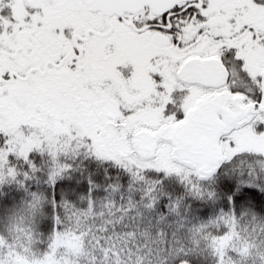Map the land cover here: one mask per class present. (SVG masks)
Returning <instances> with one entry per match:
<instances>
[{"label":"snow or ice","instance_id":"snow-or-ice-1","mask_svg":"<svg viewBox=\"0 0 264 264\" xmlns=\"http://www.w3.org/2000/svg\"><path fill=\"white\" fill-rule=\"evenodd\" d=\"M18 254L264 264V0H0V264Z\"/></svg>","mask_w":264,"mask_h":264},{"label":"trees","instance_id":"trees-1","mask_svg":"<svg viewBox=\"0 0 264 264\" xmlns=\"http://www.w3.org/2000/svg\"><path fill=\"white\" fill-rule=\"evenodd\" d=\"M233 235H236L237 237H239V233H236L235 232V229H233ZM79 240V238H73L72 240H69L67 242V246L69 248H76L78 247V243L77 241ZM228 240L230 241L231 240V236L228 237ZM133 243L136 242V238H133L132 240ZM226 246V245H225ZM256 247L255 243H248V242H245L240 248H239V253L241 255V257L243 258H248L252 255V250ZM19 255V254H18ZM21 256V255H20ZM23 257L26 261H27V258L24 257V256H21ZM55 264H59L58 261L55 262Z\"/></svg>","mask_w":264,"mask_h":264},{"label":"rangeland","instance_id":"rangeland-1","mask_svg":"<svg viewBox=\"0 0 264 264\" xmlns=\"http://www.w3.org/2000/svg\"><path fill=\"white\" fill-rule=\"evenodd\" d=\"M17 259L20 262V264H28V262L20 255H17Z\"/></svg>","mask_w":264,"mask_h":264}]
</instances>
